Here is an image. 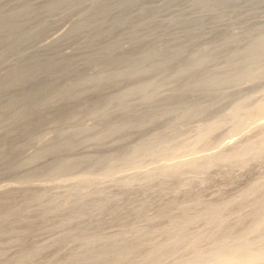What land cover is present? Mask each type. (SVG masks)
Returning a JSON list of instances; mask_svg holds the SVG:
<instances>
[{
	"label": "bare ground",
	"instance_id": "obj_1",
	"mask_svg": "<svg viewBox=\"0 0 264 264\" xmlns=\"http://www.w3.org/2000/svg\"><path fill=\"white\" fill-rule=\"evenodd\" d=\"M15 1L16 3L7 8L0 16V44L6 40H14V47L10 49V52L14 53L18 49L19 64L17 70H12L8 74V78L0 82V94L3 97L8 93L9 95L15 94L17 90L19 91L27 84H29V88L24 89L22 96L14 98L12 103L0 104V117L6 112L22 115L21 111H28L29 109L30 114H32L40 108H44L46 112L59 110L62 107L64 109L61 110L64 112L75 111L76 107L83 103L89 112L88 115L98 116L100 124L103 126L97 131L96 128L86 127L76 130L74 133L60 134V144L37 151L34 156L22 157V167L28 166L41 156L56 154L57 157L60 156L61 161L54 164V166L57 165L54 170L61 173L72 162L69 161L72 160L71 156H73V153L70 154V152H74L77 147L85 142L100 144L102 147L106 138L111 141L109 137L115 136L116 140L112 141V146L123 147L127 144L125 139L132 135L129 133L131 128L137 127V129L145 130L148 128L147 125L156 118V112L146 114L148 117L142 113L140 117H146V119L140 120V117H137L139 115L136 116L135 112L140 113L139 107L141 109L147 101L155 99L151 98V94L155 92L152 88L156 86L158 79H172L181 74L193 77L197 71L208 68L211 63L213 68L216 66L213 62L207 65L210 56L206 53V55L199 57L197 55L198 60L195 55V57L184 55L181 49L177 48L178 45L176 46V40L178 41L176 36L152 31L150 21L143 18L151 8L139 6L140 0H41L42 3L39 5L37 4L39 0L37 3L35 0ZM112 3H118L117 7L112 8L110 6ZM74 10L77 11L78 17L71 23L64 36L43 43V45L34 46L52 26L54 27V24H57L55 23L56 20L63 19L62 17L67 15L69 11ZM48 15L51 16L49 20ZM93 17L96 19L98 17L101 24L94 25ZM33 20L36 21V24L30 26L31 23L28 21ZM95 23L97 22L95 21ZM76 36L86 39L77 42L76 45L79 50L85 49L86 52L67 53L63 51L62 45ZM145 36H150V41L148 44L142 43L143 45L141 44L142 46L137 52V45L143 41ZM163 36L167 42L164 49L155 43L156 39ZM234 39L237 41L235 37ZM235 40L234 42H236ZM227 41H233V39ZM256 41L254 42L257 43ZM125 44L127 45L125 46ZM238 45H235L236 48H239ZM180 46L183 48V45ZM235 46L233 45V47ZM257 46L259 48L257 47V50L248 56L243 53L244 51L240 53L233 51L235 54H231L242 55L241 59L247 57L251 61V66L249 68L248 65L246 69L258 70L262 68L257 66L258 62L264 56L263 37L258 39ZM40 50L42 52L43 50L51 51L54 54L48 53V57L41 56L37 54ZM167 50L173 51L167 53ZM45 54L47 55V52ZM81 55H84L82 58L84 65L100 63L103 66L97 65V68L89 74L78 75L74 77V80H65L64 83L57 82L54 88H47L45 80L51 76L50 73L52 74L56 70L78 73L80 68L76 64ZM234 55L233 57H236ZM39 56L48 59L46 58V61L43 58L44 61ZM202 56L203 58H200ZM41 61L46 64H42ZM20 62H27L28 64L23 65ZM190 64L192 65L190 66ZM229 66H231L230 63L225 68ZM232 68H234L233 65ZM112 69H116L118 72L113 70L112 73ZM238 75L236 76L238 78H256L259 76L258 74L241 73ZM222 76L223 74L219 73L217 78ZM133 79H139L138 84L116 92L101 105L99 110L95 111L94 105L90 102L91 99ZM35 80L37 82L34 86L30 84ZM200 86L202 87L200 91L207 89V86L199 84L190 87L183 86L180 89L199 91ZM259 92L262 97L251 98L236 105L230 110L224 121H216L210 125L201 126L197 134L180 141H178V137L165 140V133L162 131L154 134L148 142L142 141L143 143L134 144V147L132 146L130 150L116 159H114L113 154L105 155V151L98 156L87 154L75 159L78 161L73 159L75 163L90 160H96V162L93 168L63 179L62 184L66 185L74 180H80L79 182L86 184L84 185L86 191L81 189L77 193V203L83 206H81L82 208L79 206V209L86 208L87 205H94L96 212L99 213L108 203L110 196L106 192L100 193L94 190L109 180L113 181L112 186L115 185V187L126 190L134 184H138L140 188L145 185H141L140 182L148 183L150 186L155 178H163L172 174H202L215 166L243 167L252 160H259L264 157V88ZM136 95H140V98L134 102L133 98ZM134 108H136L135 112L133 111ZM129 110H132L135 115H130L131 111ZM126 112L130 114L128 115ZM123 115L127 116L126 120H124ZM78 117L79 115H76L72 120L76 121ZM121 117L123 122L116 120V118ZM13 121L15 120L13 119ZM3 125L4 123L0 124V136L6 134ZM226 127L232 129L230 132L228 129L226 133H234L239 136L234 135L235 137L244 141H236L231 134L228 135L229 133L225 134L227 136L220 135L224 136V140H222L223 137L220 139L224 142H228L226 141L229 139L228 136L236 141L238 145L233 148L234 150L230 148L231 145H234L232 140L229 143L222 141L221 143L216 140L217 143L220 142L218 144L213 140L217 131ZM89 130L93 131L88 132ZM256 131H259V134L249 140L247 133ZM118 134L121 141L118 140ZM212 141L215 143L213 144ZM107 144L105 143L103 147ZM212 144L215 145L214 150L210 151L209 149V152H205ZM111 160L117 162L113 163ZM103 162L108 163L104 176L95 178L96 167ZM64 171H68L67 168ZM123 172L125 173L124 176L117 177ZM259 177L239 196L233 197L226 203L212 204L205 214H199L193 219H185L178 226L173 224L177 222L176 216L170 215L168 221L171 225L154 231L141 230V227L135 222L129 223L125 220L119 230L95 234L91 225L96 220H92L82 227H72L71 223L81 220L86 211H84L85 213L77 211L76 213L79 212V214L75 213V215H73L75 211H71L72 215L69 213L70 215L67 214L66 216L67 223L62 222L65 223L63 228L67 229L66 232L61 233L60 237L52 242L56 246L67 240L77 241L78 244L70 250L67 262L59 264H91L92 262H104V264H264V177ZM87 187H91L92 193L88 191ZM234 204L249 206L250 215L246 217L252 216V221L239 228L227 225L224 228L225 232L216 237H207L205 233L198 231L195 227L188 226V223H193L201 217H204L209 224L216 222ZM74 206L76 208V205ZM60 207L63 209L67 207L66 201L60 203ZM54 226L58 229L57 225ZM199 240L209 242L210 247H212L211 251L204 254L203 246L200 245ZM41 250H39L38 255ZM34 254L32 253L31 256ZM186 254L193 256L187 259L184 258Z\"/></svg>",
	"mask_w": 264,
	"mask_h": 264
},
{
	"label": "rangeland",
	"instance_id": "obj_2",
	"mask_svg": "<svg viewBox=\"0 0 264 264\" xmlns=\"http://www.w3.org/2000/svg\"><path fill=\"white\" fill-rule=\"evenodd\" d=\"M40 1L37 3L38 0H35L38 5L42 3ZM14 3H16L15 0H0V16ZM117 5L118 3L110 4L112 8L117 7ZM139 6L151 8L143 18L150 21L152 31L168 34V36H176V39H178V41L176 40V46L178 45L177 48L181 49L184 55L189 57L192 55L197 57L198 55L199 57L206 53L210 56L207 65L213 62L216 64L215 68L211 63L208 68L197 71L193 77L181 74L172 79H158L156 86L152 88L155 92L151 94V98L155 99L147 101L141 109L139 107L141 112L137 110L140 113L136 111L137 106L133 109L134 112L136 111V116L139 115L137 117H140L142 113L148 117L147 115L151 112H156V118L151 124L147 125L148 128H145L146 126L144 127L145 130L142 128L137 129V127L131 128L129 133H132V135L129 134L131 136L125 139L127 144L125 143L126 145L123 147L112 146V141L116 140L115 136L109 137L111 141L106 138L103 145L101 144L102 147H100V144L85 142L77 147L74 152H70V154L73 153L72 160H69L72 162L66 166L68 170L66 172L64 171L66 168L61 173L54 170L57 166H54V164L61 161L60 156L57 157L56 154L41 156L25 167L21 166L22 157L34 156L37 151L60 144V134L62 133H74L76 130L86 127L96 128V131L99 130L103 126L100 124L98 116L88 115L89 112L83 103L79 104L75 111L64 112V110H61L64 109L62 107L59 110L49 112L44 111V108H40L32 114H30V109L21 111L22 115L20 113L14 115L15 113L12 112L3 113L0 117V124L4 123L3 130L6 134L0 136V264H59L67 262L70 250L78 242L67 240L56 246L52 241H56L61 233L66 232L67 229L63 228L65 223L62 222H66V216L67 214L70 215L71 211H75L73 215L77 211H86L81 220L71 223L72 227H82L90 221L96 220L91 225L95 234L119 230L125 220L129 223L135 222L141 227V230L154 231L170 226L171 223L168 221L170 215L176 216L177 222L173 224L178 226L185 219H193L199 214H205L212 204L226 203L233 197L239 196L259 176L264 177V157H262L259 160H252L243 167L215 166L202 174H172L163 178H155L150 186L148 183L140 182L141 185H146H144L145 187L141 186V188L138 184H134L126 190L123 188V190L117 186L115 187V185L112 186L113 181L109 180L94 190L100 193L106 192L110 196L108 203L99 213L96 212L94 205H87L86 208L79 209L82 205L77 203V193L81 189L86 191V187H84L86 184L79 182L80 180H74L64 185L62 184L63 179L93 168L96 160L75 163V159L87 154L98 156L103 151H105V155L113 154L114 159H116L130 150L132 146L134 147V144L148 142L154 134L162 131L165 133V140L178 137V141H180L197 134L201 126H207L216 121H224L233 107L251 98L260 97L259 91L264 88V56L257 65L262 68L252 70L246 69L248 65L249 68L251 66V61L247 57L241 59L242 55L240 57L238 54V57L233 52L240 53L244 51L243 53L248 56L256 51L257 47L259 48L257 46L258 39L264 38V0H140ZM50 17L48 15V20L51 19ZM77 17V11H69L67 15L62 17L63 19L56 20L55 23L57 24H54V27L52 26V29L50 28L46 35L37 41V44L34 45L33 43V45H43V43L64 36ZM98 20V17L97 19L93 17L92 22L94 25L101 24V21ZM28 22L31 23L30 26L36 24L34 20ZM150 36H145L143 41L139 43L140 45H137L138 48L136 46L137 52L143 44L149 43ZM165 39L163 36L156 39L155 43L164 49V45L167 43ZM231 39L233 41H227ZM83 40L86 39L76 36L62 45V50L67 53L86 52L85 49L79 50L76 47L77 42ZM14 43V40L10 39L0 44V82L8 78V74L12 70L18 69V49L15 50V52L17 51L16 54L10 52V49L14 47ZM180 45H183V48L186 49L181 48ZM233 45H238L239 48L233 47ZM44 51L47 52V55ZM51 51L43 50L42 52L40 50L37 54L48 57V53L54 54ZM169 51L173 50H167V53ZM231 53H234L233 55L236 57H233ZM83 56H80L76 64L80 68L78 73H66L62 70H56L52 72L53 75L50 73L51 76L49 77L45 75L47 77L45 80L47 88H54L57 82L64 83L65 80H74L75 76L89 74L97 68V65H101L100 63L84 65ZM43 58L40 57L41 60ZM200 58H203V56ZM24 62L20 63H23V65L28 64ZM229 63L231 68H225ZM232 65L234 68H232ZM113 70L116 69H112V73ZM219 73L223 74L221 78H217ZM240 73L258 74L259 76L256 78L236 77ZM36 82L35 80L30 84L34 86ZM138 82L139 79H133L108 92L102 93V91V94L95 96L90 102L97 111L110 96L122 89L130 88ZM198 84L207 86V89L200 91L201 86L198 89L199 91L180 89L183 86L190 87ZM28 86L29 84L25 86L26 88H20L15 94L9 95L8 93L4 97L0 94V104L12 103L14 98L22 96L24 89H27ZM138 98H140V95L134 96L133 101L137 102ZM129 111H131L130 115H135L132 110ZM127 112L126 114H128ZM76 115H79L78 120H72ZM124 117V120H126L127 116L123 115ZM146 117L142 118L141 116L140 120H145ZM123 118H116V120L123 122ZM227 130L232 131L228 127L222 128L217 131L213 140L215 142L216 140L220 142L224 140V136H227L225 134L229 133H226ZM90 131L93 130L88 132ZM223 134L224 136H220ZM247 134L250 140V138L256 137L259 131L248 132ZM231 135L236 141L244 142L239 140L237 138L239 136L236 134ZM121 136L123 138V135ZM232 137L228 136V140L225 137L228 142H222L229 143ZM118 140L121 141L120 136ZM234 141H231L234 144L230 146L232 150L238 145ZM215 142L212 141L213 144ZM105 143L110 145L107 144V148H105L106 146L103 147ZM218 143L216 142V144ZM212 145L205 152H209V149L213 151L215 145ZM115 161L111 160L113 163ZM157 162L155 163L158 164ZM107 166L108 163L106 162L98 164L94 177L104 176ZM68 167H70V170ZM123 174L125 173L118 174L117 177ZM135 183L138 182L135 181ZM90 188L87 187L89 192L91 191ZM63 201L67 203L66 209L60 207V203ZM73 205H76V208ZM249 210L250 207L246 204H234L216 222L209 224L204 217H201L193 223H188V226L195 227L198 231L205 233L207 237H216L218 234L225 232L224 228L227 225L239 228L252 221V216L246 217L250 215ZM76 214H79V212ZM54 225H57L58 229ZM199 241L200 245L203 246L204 254L211 251L212 247H210L209 242ZM39 250L41 252L38 255ZM32 253L35 254L31 256ZM192 256L186 254L184 258L190 259ZM91 264H104V262H92Z\"/></svg>",
	"mask_w": 264,
	"mask_h": 264
}]
</instances>
